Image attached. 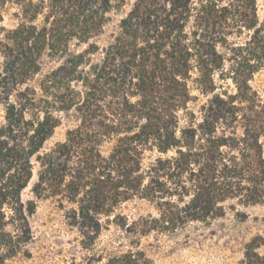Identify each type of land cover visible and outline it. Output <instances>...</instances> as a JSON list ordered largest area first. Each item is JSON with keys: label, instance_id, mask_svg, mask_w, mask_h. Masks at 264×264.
Returning a JSON list of instances; mask_svg holds the SVG:
<instances>
[{"label": "trees", "instance_id": "obj_1", "mask_svg": "<svg viewBox=\"0 0 264 264\" xmlns=\"http://www.w3.org/2000/svg\"><path fill=\"white\" fill-rule=\"evenodd\" d=\"M263 67L258 0H0V264L30 255L32 180L92 237L102 216L170 235L264 204ZM133 198L155 214H114ZM138 245L104 264H151ZM236 264H264V237Z\"/></svg>", "mask_w": 264, "mask_h": 264}, {"label": "rangeland", "instance_id": "obj_2", "mask_svg": "<svg viewBox=\"0 0 264 264\" xmlns=\"http://www.w3.org/2000/svg\"><path fill=\"white\" fill-rule=\"evenodd\" d=\"M258 4L263 7L264 0H258ZM11 12L9 6L4 10L6 24L12 21ZM251 85L264 102V67L254 74ZM202 100L199 96V101L192 106ZM67 128V125L57 127L45 148L64 140ZM33 182L23 190L24 199L34 198L37 203L30 217L33 232V240L28 246L30 255L20 253L6 264H104L109 254L135 248L138 240V248L146 253L151 264H236L251 238L264 237V204L247 208L245 218L229 212L209 226L192 224L170 235L152 233L138 237L126 233L122 225L112 220L113 215L102 216L98 236H84L79 228L70 224L67 208L60 207L56 197L47 194L35 198ZM118 213L129 221L147 213L155 214V209L149 202L133 198L121 203L114 212Z\"/></svg>", "mask_w": 264, "mask_h": 264}]
</instances>
